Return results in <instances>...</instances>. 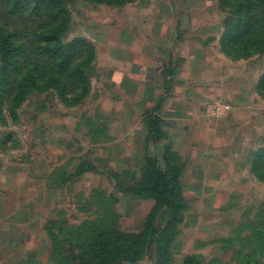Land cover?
Instances as JSON below:
<instances>
[{"label":"rangeland","instance_id":"rangeland-1","mask_svg":"<svg viewBox=\"0 0 264 264\" xmlns=\"http://www.w3.org/2000/svg\"><path fill=\"white\" fill-rule=\"evenodd\" d=\"M160 14L167 27L220 32L210 43L264 74V0H0V48L8 42L17 50L0 99V190L7 192L0 194V264H12L11 255L14 264H75L138 233L155 212L156 196L127 192L134 185H124V168L112 161V40L117 28L146 30ZM228 28L245 32L228 44ZM256 146L263 149L252 165L222 188V210L191 204L201 216L188 218L167 264H185L190 254L195 264H264V140ZM18 212L34 217L26 225L32 234L9 251ZM209 236L228 240H195ZM143 240L135 264L161 261L158 240L149 249V234Z\"/></svg>","mask_w":264,"mask_h":264},{"label":"crops","instance_id":"crops-1","mask_svg":"<svg viewBox=\"0 0 264 264\" xmlns=\"http://www.w3.org/2000/svg\"><path fill=\"white\" fill-rule=\"evenodd\" d=\"M167 18L160 14L146 30L127 23L115 31L112 161L124 168L118 178L126 187L150 178L149 157L175 180L184 204L177 243L188 218L201 216L191 204H198L201 212L222 210L216 206L222 188L243 165L250 167L263 147L256 144L264 140V74L250 59L230 58L219 43H210L220 38V32L167 27ZM218 100L232 106L222 121L207 106ZM134 164L140 166L139 176ZM6 193L0 190L1 195ZM23 216L18 212L11 218L12 230L5 239L9 251L24 248L32 234L26 225L34 217ZM195 240L209 246L228 239ZM9 260L15 263L12 255Z\"/></svg>","mask_w":264,"mask_h":264},{"label":"trees","instance_id":"trees-1","mask_svg":"<svg viewBox=\"0 0 264 264\" xmlns=\"http://www.w3.org/2000/svg\"><path fill=\"white\" fill-rule=\"evenodd\" d=\"M54 2L60 3V1ZM235 31L236 29L234 28H228L225 43L228 42V44H230V42H234L235 38L245 32V29H243L239 35L233 36L231 33H234ZM16 52L17 50L10 46L8 42L2 43L0 48V58L3 67L0 71V99L2 97V86L4 85L3 81L8 79L9 70L13 66V60L15 58L14 54ZM234 58L238 57L235 56ZM82 76L83 71L81 70L79 77ZM155 128L156 127L154 126V138L156 139L158 135V129L156 128V130ZM147 165L150 172V181L146 182L145 184L136 182L134 187H131L127 191L139 195L152 193L154 196H156L157 206L154 209L155 212L148 216L143 229L138 233H127L130 235H122L123 237H121L117 243H115V245H112V249L110 248L107 250L104 248L101 253H98L96 256L92 255L90 258H86V252L83 254V256H79L75 260L72 259L75 264H102L105 262H108V264H135V262L141 257L138 254V249L140 248L141 244H143V239H145L146 235L148 234V249L152 246L155 238L158 240L155 254L156 260L160 259L161 261H157L154 264H167L172 258L174 245L179 233V227L183 222L184 204L180 195L178 194L175 180L169 177V174L163 170L161 164L158 163L155 158L149 157L147 160ZM157 214H159L158 219L154 220V217ZM136 234L140 236V239L134 241L132 235ZM70 257H73V255ZM187 259L188 260L185 264H195L192 263V258Z\"/></svg>","mask_w":264,"mask_h":264},{"label":"built area","instance_id":"built-area-1","mask_svg":"<svg viewBox=\"0 0 264 264\" xmlns=\"http://www.w3.org/2000/svg\"><path fill=\"white\" fill-rule=\"evenodd\" d=\"M207 106L216 119H223L229 116L232 111V106L229 102L218 100L214 102H208Z\"/></svg>","mask_w":264,"mask_h":264}]
</instances>
